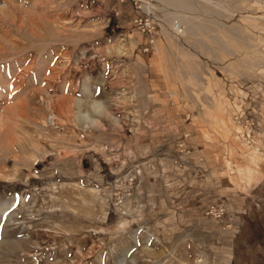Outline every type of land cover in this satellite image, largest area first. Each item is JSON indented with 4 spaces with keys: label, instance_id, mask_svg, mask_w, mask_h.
<instances>
[{
    "label": "rangeland",
    "instance_id": "rangeland-1",
    "mask_svg": "<svg viewBox=\"0 0 264 264\" xmlns=\"http://www.w3.org/2000/svg\"><path fill=\"white\" fill-rule=\"evenodd\" d=\"M174 5L0 0V264H212L230 239L228 264H264V0ZM160 100L221 151L222 187L242 188L232 212L213 202L157 225L114 212L98 160ZM118 181L125 210L134 189Z\"/></svg>",
    "mask_w": 264,
    "mask_h": 264
},
{
    "label": "crops",
    "instance_id": "crops-1",
    "mask_svg": "<svg viewBox=\"0 0 264 264\" xmlns=\"http://www.w3.org/2000/svg\"><path fill=\"white\" fill-rule=\"evenodd\" d=\"M158 96L160 93L155 92L154 97ZM172 108L169 102L160 100L144 120V128L126 135L119 149L110 150L98 160L100 165L93 177L96 182L103 184L132 178L129 182L134 193L121 216L135 225L168 223V217L171 218L175 211L180 215L182 210L185 211L183 216L199 217L213 202L227 203L230 212L239 206L238 191L242 188L238 186L237 193H231L222 187L221 151L205 152L197 144L198 139L187 122L189 113L187 117L169 112ZM83 180H76L74 187L87 193L93 188V180H89L90 183ZM80 197L85 195L76 193L74 199L83 200ZM222 229H226L225 226ZM231 240L215 244L212 264L231 261Z\"/></svg>",
    "mask_w": 264,
    "mask_h": 264
},
{
    "label": "built area",
    "instance_id": "built-area-1",
    "mask_svg": "<svg viewBox=\"0 0 264 264\" xmlns=\"http://www.w3.org/2000/svg\"><path fill=\"white\" fill-rule=\"evenodd\" d=\"M175 28H177V29H179L180 30V24L179 23H176L175 24ZM130 180L132 179V178H129ZM129 179H125L130 185H132L131 184V182H129ZM115 182H117V184L116 185H113L114 184V182H112V183H107V184H105L104 185V187H103V190L104 191H107L108 192V195H110V199H111V202H112V206H113V210H114V212L115 213H124L125 212V210H124V208H123V196H124V193H123V191H122V194L120 193V191H117V189H122L123 187H122V181H118V180H116ZM111 186H113V187H111Z\"/></svg>",
    "mask_w": 264,
    "mask_h": 264
},
{
    "label": "trees",
    "instance_id": "trees-1",
    "mask_svg": "<svg viewBox=\"0 0 264 264\" xmlns=\"http://www.w3.org/2000/svg\"><path fill=\"white\" fill-rule=\"evenodd\" d=\"M252 215V209L251 207L249 208V211L247 210V212L243 215V220H244V223L242 224L241 226V229H240V232H244L245 228L247 227V224L250 220H253V218L251 217ZM263 224L261 223V228H260V231L263 230V227L262 226ZM237 248L239 249L240 247L237 246Z\"/></svg>",
    "mask_w": 264,
    "mask_h": 264
},
{
    "label": "bare ground",
    "instance_id": "bare-ground-1",
    "mask_svg": "<svg viewBox=\"0 0 264 264\" xmlns=\"http://www.w3.org/2000/svg\"><path fill=\"white\" fill-rule=\"evenodd\" d=\"M167 1H169V2H171L172 3V5H173V3H175V5L177 4V5H179V4H181L182 3V0H167ZM185 3V2H184ZM174 5V6H175ZM176 5V6H177ZM179 7H180V5H179ZM193 29V28H192ZM195 29V28H194ZM192 31V30H191ZM193 32V31H192ZM9 70V69H8ZM10 73V72H9ZM1 84V83H0ZM3 85V84H2ZM4 86H5V84H4ZM3 86V87H4ZM1 89V88H0ZM5 93V92H4Z\"/></svg>",
    "mask_w": 264,
    "mask_h": 264
}]
</instances>
